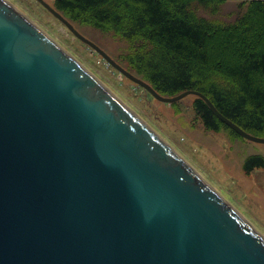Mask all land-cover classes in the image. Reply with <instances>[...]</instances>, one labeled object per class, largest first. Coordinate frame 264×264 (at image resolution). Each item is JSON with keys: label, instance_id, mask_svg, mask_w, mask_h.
I'll list each match as a JSON object with an SVG mask.
<instances>
[{"label": "water", "instance_id": "1", "mask_svg": "<svg viewBox=\"0 0 264 264\" xmlns=\"http://www.w3.org/2000/svg\"><path fill=\"white\" fill-rule=\"evenodd\" d=\"M77 38L158 93L52 5ZM0 264H264V237L95 76L0 0Z\"/></svg>", "mask_w": 264, "mask_h": 264}, {"label": "trees", "instance_id": "2", "mask_svg": "<svg viewBox=\"0 0 264 264\" xmlns=\"http://www.w3.org/2000/svg\"><path fill=\"white\" fill-rule=\"evenodd\" d=\"M223 0H54L71 23L124 41L118 63L173 96L193 89L245 131L264 137V0H245L221 16ZM196 96V95H194ZM203 126L243 139L198 96ZM264 157L244 159L249 172Z\"/></svg>", "mask_w": 264, "mask_h": 264}, {"label": "rangeland", "instance_id": "3", "mask_svg": "<svg viewBox=\"0 0 264 264\" xmlns=\"http://www.w3.org/2000/svg\"><path fill=\"white\" fill-rule=\"evenodd\" d=\"M6 1L95 76L264 237V166L249 172L243 169L244 159L249 155L264 157V144L232 137L224 130L206 129L194 109L196 96L193 94L172 103L154 98L77 38L38 0ZM44 1L50 5L54 2ZM223 1L221 16L235 11L242 0ZM72 24L112 59L119 61L125 46L123 40L90 25Z\"/></svg>", "mask_w": 264, "mask_h": 264}]
</instances>
